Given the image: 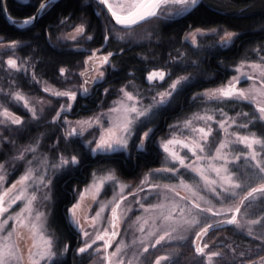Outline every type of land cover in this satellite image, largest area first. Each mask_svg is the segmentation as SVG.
Here are the masks:
<instances>
[{"label": "snow or ice", "instance_id": "6c2138e0", "mask_svg": "<svg viewBox=\"0 0 264 264\" xmlns=\"http://www.w3.org/2000/svg\"><path fill=\"white\" fill-rule=\"evenodd\" d=\"M55 2L20 0L22 5L34 11L17 20L8 13L6 0H0V13L17 30H29ZM95 3L108 14L111 25L104 29L100 47L89 50L81 71L72 73L68 67L58 68V75L65 83L71 76H78L81 80L79 87L61 90L48 85L37 76L31 57L16 55L17 50L30 45L26 41L8 40L0 36V70L9 76L14 73L28 75L34 84H41V90L49 96L47 103L43 98L33 103L13 78L8 90L0 88V97L4 98L0 100V127L10 129L14 126L20 129L26 124L6 104L21 105L30 114V119L39 123L45 107H51V99L55 98L60 106L54 110L55 115L48 123L60 130V136L53 143L52 151H56L61 142L79 143L93 155L124 154L131 161L133 149L142 155L152 142L155 127L151 125L159 112L175 103L196 79L191 73L173 78L172 65L179 72H188L190 68L199 70V60H189L177 50L178 56H170L163 67L141 69L146 73L143 76L148 85L146 91L151 93L147 104L144 103L145 90L136 83L135 74L129 72L125 77L126 82L119 89L103 88L102 95L107 96L115 91L117 96L106 111L76 121L68 119V114L73 111L78 97L87 98L93 90L107 82V73L117 71L114 57L123 54L124 48L132 43L137 26L153 19L191 13L201 4V0H95ZM70 20L71 16L68 15L59 21L61 25L71 28V32L61 39L75 41L77 45L81 41H93L94 37L87 31V24H69ZM189 29L183 41L196 56L204 48V38H211L217 49H229L235 46L240 37V33L223 27L189 26ZM46 35L51 38L50 32H46ZM110 41L123 42V47L116 52L107 51L112 46ZM250 51L259 59H249L246 54L233 66L236 74L224 84L194 93L191 101L199 105V111L168 125V137L157 142L164 162L146 174L138 191L147 189L155 192L158 202L145 205L143 197L137 200L145 216L137 217L135 223L140 235L133 239L131 245L121 240L113 251H108L112 248L114 238L120 236L119 225L123 222L125 212L131 210L122 208L127 199L125 190L128 186L120 183L115 169L93 171L88 185L83 189L72 188L77 193L76 202L66 209V217L68 225L80 237V246L73 252L70 243H64L57 250V238L48 231L50 211L44 209H47L52 199L54 178L82 166L80 153L66 155L57 152L54 158H50L47 153L40 152L44 137L41 133L32 143L19 148L12 157V163L0 162V264H22L23 257L16 243L19 230H27L32 239L28 250L29 264H67L59 259L64 255L81 257V264L83 258L95 257H100L103 264H145L148 257L152 256L150 249L158 250L157 246L163 247L172 241H188L195 257L201 258L196 260V264H214V259L223 258L224 253L211 250L205 240L210 231L225 226H235L237 229L247 227L248 234L255 235L252 226L264 228V215L246 223L238 220L239 216L248 213L254 202L264 204V45ZM4 55H7V59H3ZM242 79L252 81V85L248 88L239 87ZM164 84L167 87L160 91ZM37 104L41 107L38 108ZM243 104L251 107L252 111H237L234 115L226 111ZM85 133L91 138L86 137ZM7 140L0 133V141ZM15 162H21L24 171L16 181L5 187L8 169L14 167ZM106 184L114 186V195L112 200L101 202L99 196ZM178 189H184L191 195L180 196ZM201 189L211 193L221 206L216 207L212 200L200 195ZM241 192L244 193L242 196ZM89 193L93 194L92 200L98 208L94 215L83 217L88 224L86 228L81 223L80 212L82 202ZM13 206L18 208L13 210ZM106 210L108 216L104 215ZM9 221H12L11 226ZM185 233H190L191 239ZM130 247L135 249L131 256L128 255ZM227 247L235 253L234 248L230 245ZM175 255H156L151 264H178ZM256 256L258 259L254 260L246 252H240L238 264H264V255L257 253Z\"/></svg>", "mask_w": 264, "mask_h": 264}, {"label": "trees", "instance_id": "16d2710c", "mask_svg": "<svg viewBox=\"0 0 264 264\" xmlns=\"http://www.w3.org/2000/svg\"><path fill=\"white\" fill-rule=\"evenodd\" d=\"M6 3L8 13L17 20L31 15L34 11L33 8L22 5L20 0H6ZM68 15L71 16L69 24L84 22L88 25L87 31L94 37L93 41H81L77 45L75 41L61 39L66 31L71 28L68 25H61L59 21ZM110 26L105 13L91 0H56L43 18L30 27L29 30L11 28L0 13V36L8 40L26 41L30 47L24 46L22 50H17L16 55L31 57L32 62L35 63L37 76L41 77L43 81L55 85L56 89L61 90L68 87L61 85L63 81L58 75V68L68 67L72 73H76L78 68L82 67L84 59L89 55V50L100 47V37L104 29ZM189 26L200 28L223 27L240 33V37L235 46L229 49H217L211 38H204V48L200 51L199 56H196L193 55V50L185 45L183 41L185 33L190 30ZM46 32L51 33V38L46 35ZM110 44L112 46L108 47L107 51L116 52L120 47H123V42L110 41ZM261 45H264V0H201V4L191 13L174 15L171 18L160 20L153 19L135 28L132 43L124 48L123 54L114 57L113 62L117 66V71L107 73L106 83L93 90L87 98H80L81 102L76 104L73 111L68 114V118L90 116L99 107L107 106L110 95H102L103 88L118 89L121 84L126 82L125 77L129 72L134 73L136 83L141 88H145L146 81L143 76L146 73L140 70H151L158 66L163 67L169 61L170 56H178L177 50L183 52L189 60H199L200 65L199 70L190 68L188 72L176 71L175 65H172L173 78L191 73L196 79L192 82V86L188 87L178 97L175 103L159 112L158 118L154 120L156 122L154 126L155 135L152 142L148 144L142 155L137 154L133 149L131 161L124 154L93 155L88 153L86 148H82L79 143L65 144L61 142L58 145L57 150L63 151L64 154L79 152L83 158V164L77 170L71 173H61L53 180L52 199L48 208L50 211L48 229L57 238L56 248L58 251L64 243H70L74 252V247L79 240L75 230L68 225L66 217V209L73 203L75 198L72 188L79 189L87 180L90 170L95 168L110 167L115 169L116 175L120 179L135 181L142 171L157 166L160 153L153 141L162 131L164 125L194 108L196 104L191 101V95L196 91L224 82L232 73L231 67L240 62L246 54L249 59H259L250 50ZM77 48H79V51H77ZM1 74L2 70H0V78L2 83H5L7 78L4 79ZM27 76L23 77L21 73H15L10 79L15 78L16 85L22 90L33 94H41L42 85L38 86L33 82L27 83L29 82ZM80 81L78 76L73 75L67 83H75V88V85L78 86ZM241 81H244V79ZM113 95H115V91L112 92ZM52 99L51 107L44 110V113L47 114L43 115L39 123L32 121L27 113L20 111L15 105L6 104L14 112H18L26 121V124L20 129L15 127L9 131L3 129V136L7 137L8 140L3 141L0 145V162L4 161V158L10 157L8 150L13 147V143L10 141H14L16 137L23 140L27 136L35 137L43 133L44 137L41 142V144L44 142L43 148L46 147V142L56 141L57 137L60 136V130L55 125H50L48 121L55 115L54 110L58 109L59 105L55 98ZM240 111L251 112L252 108L243 104L240 106ZM85 136L90 137L88 133H85ZM47 149L50 153L57 152V150L52 151L49 147ZM10 161L12 163V160ZM240 194L242 196L244 193L241 192ZM261 209H264V204L259 201L254 202L246 215L239 216L240 223H246V221L264 215ZM252 230L255 235H249L247 227L237 229L235 226H225L217 231H210L205 240L210 244L211 250L224 253L223 258L214 259V264H238L240 252H246L254 260L258 258L257 253L263 255L264 251H261V249H264V239L257 237H264V228L257 225L252 226ZM221 244L225 247H219ZM229 245L235 249V253L229 250L227 247ZM157 247L158 250L150 249L152 256L148 257L145 264H150L152 258L164 253L165 249L172 250L176 254L174 259L178 261V264H196V260L201 259L195 257L188 241H177L165 244L163 247ZM145 255L147 256V254ZM59 259L66 261L67 264H81L82 260L81 257L73 255L60 256ZM91 261L92 259L83 258V264H88Z\"/></svg>", "mask_w": 264, "mask_h": 264}, {"label": "rangeland", "instance_id": "374dc122", "mask_svg": "<svg viewBox=\"0 0 264 264\" xmlns=\"http://www.w3.org/2000/svg\"><path fill=\"white\" fill-rule=\"evenodd\" d=\"M71 32V29L66 31V34L65 35H68L69 33ZM64 35V36H65ZM72 41V40H71ZM19 57V56H18ZM3 59H7V55H4L3 56ZM239 63V62H237ZM236 63V64H237ZM235 64V65H236ZM82 70V67L80 66L77 70L78 71H81ZM231 70H232V73L230 74V76L222 83L216 85V86H213V87H209V88H205V89H212V88H216L222 84H224L232 75H235L236 73L233 71V66L231 67ZM15 74V73H14ZM13 74V75H14ZM21 75L23 77L27 76L25 74H22ZM2 77H4V79H6L5 83H2V80L0 78V88H4L5 90H8V87H9V84L11 82V79L12 78L11 76H9V74L5 71L2 70V74H1ZM28 77V81L27 83H31L32 80ZM175 78V77H174ZM75 84V83H74ZM74 84L73 83H67L65 84L64 82L61 84L62 86H67L68 88H74ZM48 85L52 86L53 88H56L55 85H52L50 83H48ZM252 85V81H247V80H244V81H241L239 87H243V88H248ZM38 86H40V84H38ZM76 87H79V85H75V88ZM167 87V84H164L163 87H161L159 90L160 91H163L164 88ZM61 88V87H59ZM65 88V87H63ZM120 88V87H119ZM118 88V89H119ZM148 88V85H147V82H146V87L145 88H141L142 90H145L144 91V95H145V100H144V103L147 104L150 102V97H151V93L147 92L146 89ZM205 89H202V90H199V91H196V92H201ZM14 90V89H13ZM24 93H26L29 97V99L35 103L38 99L40 98H43L45 103H47L49 101V96L47 93H44L42 91L41 94H33V93H30V92H27L25 90H23ZM194 92V93H196ZM193 93V94H194ZM192 94V95H193ZM191 95V96H192ZM117 99V96H116V93L115 95L112 96V94H110L109 96V101H108V105L105 106V107H99L98 110L96 112H93L90 116H92L93 114L95 113H98V112H101V111H106L109 106L112 105L113 101ZM0 100H4L2 97H0ZM190 100V99H189ZM53 101V99H51V102ZM15 105L20 111L22 112H25L27 113V111L21 106V105H16V104H13ZM9 107V105H6ZM37 107H41V105L37 104ZM10 108V107H9ZM47 107H45L46 109ZM11 111H13V109L10 108ZM199 111V105H195L194 108L190 109L189 111L179 115L178 117L174 118L173 120H170L168 123H166L162 129V131L156 136V138L154 139L153 143L156 147V149L159 151L160 153V158H159V164L157 166H155L154 168L152 169H155V168H158L162 165V163L164 162V155L162 153V150L159 148L158 146V141L161 139V138H167L168 137V125L170 124H173L175 123L176 121L178 120H183L186 116H189L191 115V113L193 112H197ZM226 111H228L229 115H234L235 112L237 111H240V107H237V108H228L226 109ZM14 112V111H13ZM16 113V112H14ZM50 114V112H48ZM17 115L21 116L20 114H18V112L16 113ZM28 114V113H27ZM47 113H43V115H45ZM30 116V114H28ZM22 117V116H21ZM89 116H81V118H87ZM158 118V116L156 117V119ZM156 122H153V125L151 126H155ZM14 127V126H13ZM3 129L4 130H11L13 128H10V129H5L3 127H0V133L3 132ZM3 134V133H2ZM31 134H34V133H31ZM30 134V135H31ZM38 135H36L35 137H32V136H27L25 139H21L19 140L17 137L16 139H14L15 143L12 144V148H10L8 151L10 152L8 155L10 157H8L7 159L4 158V161H1V162H9L11 163L10 160H12V157L17 153V151L19 150V148L23 147V146H27L29 145L30 143H32L36 138H37ZM15 138V137H14ZM89 139L91 137H88ZM2 142L3 141H0V145H2ZM53 143L55 142H46V147L43 148V145H44V142L41 144V147H40V152L41 153H47L49 155L50 158H54L57 154V152H63L61 150H57V152H54V153H50L49 150L47 149L48 147L51 148V146L53 145ZM7 151V152H8ZM30 158V157H29ZM106 169H112L110 167H105V168H95V169H92L90 170L89 172V175H88V178L87 180L85 181V183L79 188V189H83L86 185H88V183L90 182L91 180V173L93 171H98V172H102L103 170H106ZM151 168L150 169H147L145 171H142L139 176L136 178L135 181H129V180H123V179H120L118 176V179L120 181L121 184H124V185H127L128 187L126 188L125 190V195L127 196V199L123 202L122 204V208H129L131 209L130 211H127L125 212L124 214V219H123V222L120 223L119 225V231H120V236L114 238L113 240V245H112V248H110L108 251L111 252L115 249L116 247V244L118 242H120L121 240H123V242L125 244H129L131 245L133 239L136 237V236H139L140 233L137 231V225H136V220H137V217L140 216V217H144L145 214L142 213V210L140 209L139 205L137 204V200H140L141 197L144 198V204L147 205L149 203H157L158 202V198L156 197V193L155 192H150L148 191L147 189H145V191H138V188L141 186V180L142 179H145V176L147 173L150 172V170H152ZM24 171V168L22 166V163L21 162H15V166L14 167H11L8 169V174H7V183L4 185L5 187L9 186L12 182L16 181L19 176L22 174V172ZM159 182H166V181H159ZM118 191V189H117ZM179 193H180V196H190L191 194L186 192L184 189H178ZM128 193H136L135 196L133 195H129ZM200 195L204 196L205 199H210L212 200V203L216 205V207H220L221 204L218 203L213 197H212V194L209 193L207 190L205 189H201L200 192H199ZM77 193L74 192V196L76 197ZM92 193H89L86 195V198L85 200L82 202V209H81V212H80V216H81V223L84 224V226L87 228L88 227V224H86L83 220V217L85 215H94L95 214V211L97 210L98 208V205L96 203L93 202L92 200ZM113 195H114V186L112 185H105L103 191L100 193V196H99V200L101 202H108L110 200H112L113 198ZM171 195V194H170ZM76 200L74 198L73 200V203H75ZM50 203V202H49ZM227 203V202H226ZM18 208V206H13V210H16ZM49 204L47 206V209H44V210H49ZM105 216H108L109 215V212L108 210L105 211L104 213ZM240 218L238 217V220ZM9 225L11 226L12 225V221H9ZM90 230V229H89ZM49 231V229H48ZM185 235H188L191 239V235L190 233H185ZM79 237V235H78ZM177 241H172V242H169V243H175ZM16 243L18 245V248H19V252L21 254V256L23 257V260H22V264H29L28 262V250L29 248L31 247V244H32V239H31V236H30V233L27 232V230H19V235L16 237ZM98 243H102V242H98ZM78 246H80V237H79V240H78V243L77 245L74 247V250L75 248H77ZM61 248H59L60 250ZM135 249L134 248H129L128 249V255L131 256L132 255V252L134 251ZM207 251V250H206ZM214 251H217V250H214ZM167 253H174L172 250H169V249H165L164 250V253L162 254H167ZM161 255V254H159ZM264 255V254H263ZM155 256L152 258L154 259ZM258 259V258H257ZM88 264H103V261L100 259V257H95L92 259V261ZM150 264H151V261H150Z\"/></svg>", "mask_w": 264, "mask_h": 264}, {"label": "water", "instance_id": "95a60500", "mask_svg": "<svg viewBox=\"0 0 264 264\" xmlns=\"http://www.w3.org/2000/svg\"><path fill=\"white\" fill-rule=\"evenodd\" d=\"M94 4H96L95 3V0H91ZM97 5V4H96ZM100 9H101V6H99V5H97ZM104 13H105V15H106V17H107V19L109 20V18H108V14L105 12V11H103ZM1 15H2V17H3V19L5 20V22L11 27V28H14V29H17L15 26H13L11 23H10V21L6 18V16L3 14V13H1ZM117 27H119V26H117Z\"/></svg>", "mask_w": 264, "mask_h": 264}, {"label": "flooded vegetation", "instance_id": "af4514ba", "mask_svg": "<svg viewBox=\"0 0 264 264\" xmlns=\"http://www.w3.org/2000/svg\"><path fill=\"white\" fill-rule=\"evenodd\" d=\"M80 83H81V81H80ZM80 85V84H79ZM56 89V88H55ZM61 102H64L63 100L61 101ZM79 102H81V100H80V97H78V102L77 103H79ZM77 103H75L74 105H73V108L76 106V104ZM58 105L60 106V104L58 103ZM68 119H70V120H72V121H76V120H79V119H82L81 118V116H79V117H69ZM110 154V153H109Z\"/></svg>", "mask_w": 264, "mask_h": 264}]
</instances>
